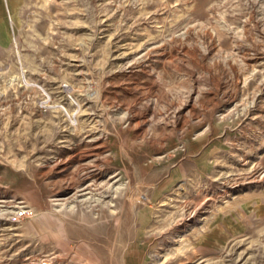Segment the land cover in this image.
<instances>
[{
	"label": "rangeland",
	"instance_id": "obj_1",
	"mask_svg": "<svg viewBox=\"0 0 264 264\" xmlns=\"http://www.w3.org/2000/svg\"><path fill=\"white\" fill-rule=\"evenodd\" d=\"M0 264H264V0H0Z\"/></svg>",
	"mask_w": 264,
	"mask_h": 264
},
{
	"label": "bare ground",
	"instance_id": "obj_2",
	"mask_svg": "<svg viewBox=\"0 0 264 264\" xmlns=\"http://www.w3.org/2000/svg\"><path fill=\"white\" fill-rule=\"evenodd\" d=\"M16 78V77H15Z\"/></svg>",
	"mask_w": 264,
	"mask_h": 264
}]
</instances>
